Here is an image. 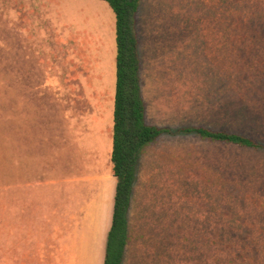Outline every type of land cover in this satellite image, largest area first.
Returning a JSON list of instances; mask_svg holds the SVG:
<instances>
[{
    "label": "rangeland",
    "instance_id": "374dc122",
    "mask_svg": "<svg viewBox=\"0 0 264 264\" xmlns=\"http://www.w3.org/2000/svg\"><path fill=\"white\" fill-rule=\"evenodd\" d=\"M136 32L147 122L171 132L143 149L123 264H264V147L183 132L264 146V0H140ZM116 56L104 0H0L1 213L15 163L86 159L115 191Z\"/></svg>",
    "mask_w": 264,
    "mask_h": 264
},
{
    "label": "crops",
    "instance_id": "0c3cea01",
    "mask_svg": "<svg viewBox=\"0 0 264 264\" xmlns=\"http://www.w3.org/2000/svg\"><path fill=\"white\" fill-rule=\"evenodd\" d=\"M69 166L70 176L45 168L34 179L33 168L14 164L11 204L0 210V264H105L117 179L113 191L115 181L109 187L88 160Z\"/></svg>",
    "mask_w": 264,
    "mask_h": 264
},
{
    "label": "trees",
    "instance_id": "16d2710c",
    "mask_svg": "<svg viewBox=\"0 0 264 264\" xmlns=\"http://www.w3.org/2000/svg\"><path fill=\"white\" fill-rule=\"evenodd\" d=\"M104 1L109 4L116 16L117 46L111 153L117 186L105 264H123L129 238L132 196L143 149L171 130L168 127L151 125L146 119L140 77L139 40L136 32V13L140 0ZM183 132L243 147H264L253 138L240 133L215 131L206 127H186Z\"/></svg>",
    "mask_w": 264,
    "mask_h": 264
}]
</instances>
